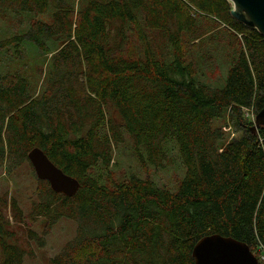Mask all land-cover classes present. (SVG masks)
<instances>
[{
	"label": "trees",
	"instance_id": "trees-1",
	"mask_svg": "<svg viewBox=\"0 0 264 264\" xmlns=\"http://www.w3.org/2000/svg\"><path fill=\"white\" fill-rule=\"evenodd\" d=\"M232 9L229 0H0V18L52 11L51 23L0 41V51L30 43L54 53L41 93L31 81L37 72L0 73V169L11 173L40 148L80 182L67 197L42 181L48 204L40 213L59 205L44 235L63 217L77 223L75 238L48 264H196V243L211 235L246 243L264 263V249L255 251L264 247V127L254 133L242 113L264 108V36ZM209 18L232 36L223 87L199 81L181 52L183 35ZM156 30L170 51L155 46ZM133 32L144 45L136 58L125 49ZM203 32L196 37L220 41ZM228 114L241 135L226 143L214 122ZM125 134L139 160L157 169L178 149L186 167L178 192L137 177L109 188L92 174L111 165ZM6 234L0 221L1 264H23L25 249Z\"/></svg>",
	"mask_w": 264,
	"mask_h": 264
},
{
	"label": "rangeland",
	"instance_id": "rangeland-1",
	"mask_svg": "<svg viewBox=\"0 0 264 264\" xmlns=\"http://www.w3.org/2000/svg\"><path fill=\"white\" fill-rule=\"evenodd\" d=\"M50 13L39 16L6 14L0 18V41L23 34L29 26L37 21L51 23ZM73 17L75 21L79 18L78 3ZM197 24L199 28L193 31L194 36L183 35L182 55L187 61H193L195 64L196 77L199 81L210 87H223L226 84L230 68L228 63L232 36L227 32H218L219 29L222 31L224 25H219L210 18L209 20H200ZM208 29L213 30L214 34L212 36L218 35L220 41H214L212 38L202 40L196 37L198 33ZM136 35V32L132 33L131 39L125 47L127 53L134 58L144 54V45L137 40ZM153 35L155 46L166 51L171 50L163 31L156 30ZM240 39L243 38L240 37ZM53 54L51 50L44 52L30 43H24L18 48H15V43H12L9 47L0 51V73L20 70L22 74L26 75L37 72V78L33 79L31 77V81L34 84L35 91L41 93L44 77L47 74V66ZM20 56L23 58H20ZM242 113L246 117L248 116L249 119L252 118L253 122L255 121L257 115L255 111L243 110ZM214 125L222 127L227 135L226 143L241 135L239 121L233 119L230 114L226 118L216 120ZM230 127L231 130H229ZM91 172L96 176H102V183L109 188L126 184L133 177H137L143 180L149 179L161 188L176 193L179 191L181 181L185 177L186 167L178 149L173 146L165 168L157 169L142 163L136 155L135 144L125 134L123 141L115 146L111 165L107 168L102 164H98ZM42 183L29 160L15 168L11 173H8L5 168L0 169V221L7 233L6 241L25 249L23 264H48L68 242L75 238L77 232L76 221L63 217L51 228L47 236L44 235L50 217L55 215L56 208L59 205L56 203L47 213H40L42 207L46 208L48 204L44 199L45 194L42 193L44 186ZM43 238L45 239V246L40 247L39 243ZM255 251H260L259 244L256 246ZM2 258V246L0 245V264Z\"/></svg>",
	"mask_w": 264,
	"mask_h": 264
},
{
	"label": "water",
	"instance_id": "water-1",
	"mask_svg": "<svg viewBox=\"0 0 264 264\" xmlns=\"http://www.w3.org/2000/svg\"><path fill=\"white\" fill-rule=\"evenodd\" d=\"M232 3V17L250 29H256L264 36V0H229ZM264 127V108L255 118L252 131ZM28 159L39 180L47 181L53 192L73 197L80 189V182L57 167L40 148L30 151ZM196 264H259L251 248L232 237L206 236L193 249Z\"/></svg>",
	"mask_w": 264,
	"mask_h": 264
},
{
	"label": "built area",
	"instance_id": "built-area-1",
	"mask_svg": "<svg viewBox=\"0 0 264 264\" xmlns=\"http://www.w3.org/2000/svg\"><path fill=\"white\" fill-rule=\"evenodd\" d=\"M244 110L250 112L251 110L254 111V108L244 109ZM247 117H248V116H247ZM254 117H255V116H254ZM251 119H252V118H251ZM229 130H231V127L229 128ZM233 136H234V134H233ZM261 249H264V247L261 246V247H260V250H261ZM261 260L264 261V254L261 256Z\"/></svg>",
	"mask_w": 264,
	"mask_h": 264
},
{
	"label": "bare ground",
	"instance_id": "bare-ground-1",
	"mask_svg": "<svg viewBox=\"0 0 264 264\" xmlns=\"http://www.w3.org/2000/svg\"><path fill=\"white\" fill-rule=\"evenodd\" d=\"M75 196V195H74Z\"/></svg>",
	"mask_w": 264,
	"mask_h": 264
}]
</instances>
